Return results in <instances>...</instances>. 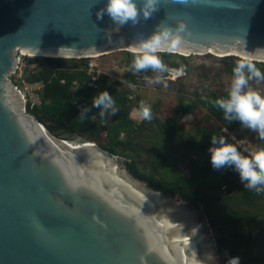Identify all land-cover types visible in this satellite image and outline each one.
<instances>
[{"label":"water","instance_id":"95a60500","mask_svg":"<svg viewBox=\"0 0 264 264\" xmlns=\"http://www.w3.org/2000/svg\"><path fill=\"white\" fill-rule=\"evenodd\" d=\"M106 2L0 0V264H200L207 253L219 264L201 208L138 178L96 141L50 132L10 76L19 52L91 58L132 49L157 26L175 35L178 21L186 28L174 53L264 63L254 53L264 49V0H161L150 19L119 30L106 13L97 18Z\"/></svg>","mask_w":264,"mask_h":264},{"label":"trees","instance_id":"16d2710c","mask_svg":"<svg viewBox=\"0 0 264 264\" xmlns=\"http://www.w3.org/2000/svg\"><path fill=\"white\" fill-rule=\"evenodd\" d=\"M157 54L165 65L168 64V67L171 65L181 68L183 64L188 65L185 57H182L181 61H176L171 59L173 55L169 52ZM37 59L31 58L30 62L34 63ZM227 59L229 64L226 71L233 74V67L241 58L227 56ZM132 60L133 58L129 59L128 66ZM47 62L49 66L31 70L26 77L30 83H43V87L39 90L40 103L28 100V112L34 114L50 132L57 136L66 132L79 133L99 142L112 153L128 155L129 160L126 164L138 178L148 181L157 189L189 200L199 208L204 207L203 214L208 218L214 231L219 233L216 240L220 252L226 251L232 257H239L240 264H263L262 258L257 256L255 250L264 248V230L253 229L251 225L253 220L256 221L255 216L258 214L264 216V205L260 208L261 204H255L256 210L250 213L246 209L234 210L223 202L228 200L231 203L240 198L251 205L254 201L264 202V194L258 195L254 190L237 188L236 182H241L239 174L231 167L216 170L210 161L209 147L212 135L224 136L228 142L234 143L231 138L232 133L240 139L250 134L252 138L255 137L256 149L264 147V141L258 139L255 132L251 134V130L244 128L238 121L229 123L224 119L222 110L213 106L212 101L226 97L228 91H213L204 96L198 95L196 103L181 97L174 115L166 121L159 118L157 106L147 104L151 106L153 117L150 121L143 120L137 125L131 117V111L134 107L139 109L140 102L132 100L131 90L126 88L123 81L135 84L138 74L128 70L121 78H113L104 73L95 79L93 74L89 73L88 62L75 70L65 69L58 58H47ZM257 67L264 72V64ZM141 73L149 77L154 74L151 70ZM105 90L112 95L119 111L115 114H106L102 121L99 116L100 110L93 107L92 98ZM199 105L207 110L202 117L196 114ZM83 107L91 109L85 120H81L79 116ZM189 113L199 116L198 122L195 123L194 134L186 131L182 121ZM210 121L214 123L207 124ZM154 124L158 126L156 132L158 144H162V140L166 139L170 143L176 141L179 148L178 154H174L162 145L164 152L157 155L155 160H150L151 169L147 172L140 165L147 163V160L144 162L136 158L142 155L141 148L133 140L122 135L150 129ZM131 153L135 158L130 156ZM188 159L193 169L189 176L181 174L177 169L179 161ZM162 168L164 174H160ZM210 185L219 189L224 187L227 190V197L221 199L223 202H218L217 198L208 192L207 188ZM229 189L230 193H228ZM234 193L236 195L233 196ZM260 224L264 227L263 221H260Z\"/></svg>","mask_w":264,"mask_h":264},{"label":"rangeland","instance_id":"374dc122","mask_svg":"<svg viewBox=\"0 0 264 264\" xmlns=\"http://www.w3.org/2000/svg\"><path fill=\"white\" fill-rule=\"evenodd\" d=\"M162 53V52H159ZM173 55L171 59L176 61H181L182 57L187 58L188 65L183 64L182 68L184 72L182 75L177 76L173 79V75L176 70L180 68L171 67L172 70L168 74L165 75V80L167 81V87L164 86L163 83H149L144 74L141 72L136 73L137 83L130 84L123 81L126 88L131 90V98L135 102L143 101L145 104L155 105L157 106V113L159 118L162 121H166L171 118L177 108L178 101L181 97H183L187 101L197 102L198 95L204 96L213 91H228L230 87L231 80L233 78V74L226 71V67L229 64L227 57L216 56L213 54H190V55H182L178 53H170ZM20 56V63L18 69L15 73L10 76V79L17 83L18 88L25 95L26 101L31 100L34 103H40L39 90L43 87V83H30L27 81L26 77L31 72V70H36V68H40L42 66H49L47 62V58L51 57H43V56H30L24 55L21 52L18 53ZM31 58H38L34 63L30 62ZM133 58V54L131 51L127 50H119L116 52L91 57V58H58L60 62H62L63 66L67 70H75L83 67L84 64L88 62L89 68L91 64L96 65L95 69L92 70V74L95 79L100 74H109L113 78H121L125 74L126 71L129 70L128 62L129 59ZM239 58V57H238ZM257 63V66L261 67L264 63L254 61ZM168 66V64H166ZM95 72V73H93ZM154 77V74L149 78ZM250 86L256 90H258L261 94H264V81H251ZM138 108L134 107L131 111V117L136 121L137 125L140 124L143 119L137 115ZM202 117L207 113L205 107L199 105L196 109V114ZM196 114H187L184 116L182 121L185 124V129L187 132L194 134L195 133V123L198 122L199 116ZM213 121L208 122L207 124H212ZM158 131V126L156 124L152 125L150 129L139 130L138 132H134L131 134H123L122 136L127 139H131L134 141L136 145H138L142 150V155L140 157H136L137 159L144 161L147 160V163H141V167L149 172L151 169L150 160H155L157 155L164 152L162 145L170 150L174 154H178L177 149L179 148V144L176 141H172L170 143L168 140H162V144H158L156 140V132ZM225 132H228L225 130ZM253 131H251V134ZM252 135H247L246 138L240 139L235 134H231V138L234 141V144L238 147L239 150H247L248 153L256 150L255 147V137H251ZM99 144V142H97ZM244 153V154H248ZM120 156V160L125 162L129 160V156L126 154L118 155ZM130 156H134V154H130ZM191 161L188 159L186 161H179L177 163L178 171L183 175H191L193 172ZM160 174H164V169H160ZM160 176V175H159ZM237 188H244V184L242 182H236ZM208 192L214 195L217 198L218 202L221 201L222 198H226L227 190L224 187L219 189L214 185H210L207 188ZM228 193L229 190H228ZM238 194V193H237ZM236 195L235 193L233 196ZM257 201V200H256ZM224 204H228L234 210L240 208L242 210H248L250 213H253L258 204L260 208L264 205V202L260 200L251 205L246 204L242 199L235 200L233 202H223ZM204 207H201V209ZM202 209V211H204ZM256 221L253 220L252 227L257 230H264V227L260 224V221L264 223V216L258 214L255 216ZM209 220H207V224ZM210 225V224H209ZM212 231L215 234V238L219 235L218 232H215L211 227ZM257 256L261 257L264 264V248L262 250H255ZM225 253L219 252V258L217 259L218 263H222V258ZM240 261V259H239ZM227 264V263H226Z\"/></svg>","mask_w":264,"mask_h":264},{"label":"clouds","instance_id":"9594fccd","mask_svg":"<svg viewBox=\"0 0 264 264\" xmlns=\"http://www.w3.org/2000/svg\"><path fill=\"white\" fill-rule=\"evenodd\" d=\"M175 2L187 3L188 0ZM160 4L161 0H107L105 6L97 11V18L103 19L106 13L119 30L129 23L135 26L142 20L147 21L159 10ZM185 28L186 24L178 21L175 35L173 29L166 25L157 26L156 30L146 37L142 33L138 34L140 39L131 49L133 60L129 65V71L139 73L151 70L154 77L145 79L149 83H163L167 87L165 75L172 70L163 63L157 53H170L180 48L183 41L179 33ZM254 53L264 54V49H257ZM232 71L233 78L227 96L213 100L212 104L222 110L226 121L229 123L238 121L244 128L255 132L258 139L264 141V94L250 86L251 81H264V72L247 55L237 61ZM183 72L184 69L181 67L175 71L172 78L175 79ZM92 103L93 107L100 110L99 116L102 121L106 114H115L119 111L112 95L106 90L96 94L92 98ZM90 111V108L83 107L79 115L81 120L87 119ZM137 115L143 120L150 121L153 117L151 106L141 101ZM209 152L214 169L231 167L239 174L245 189L254 190L258 195L264 194V147L244 154L224 136L212 135ZM224 253L231 257L227 264H240L239 257H232L226 251ZM214 261V255L207 253L205 260H200V264H214Z\"/></svg>","mask_w":264,"mask_h":264},{"label":"built area","instance_id":"2783aa9c","mask_svg":"<svg viewBox=\"0 0 264 264\" xmlns=\"http://www.w3.org/2000/svg\"><path fill=\"white\" fill-rule=\"evenodd\" d=\"M95 67H96V65H94V64H91V66H90V68H89V73H91L92 74V70H94L95 69ZM93 73H95V72H93ZM95 78V77H94ZM92 84H94V83H92ZM239 147V146H238ZM240 151H242L243 153H248L247 152V150H245V149H243V150H240Z\"/></svg>","mask_w":264,"mask_h":264},{"label":"bare ground","instance_id":"6f19581e","mask_svg":"<svg viewBox=\"0 0 264 264\" xmlns=\"http://www.w3.org/2000/svg\"><path fill=\"white\" fill-rule=\"evenodd\" d=\"M121 50L131 51V48H124V49H121ZM217 56H221V55H217ZM93 57H96V55H93Z\"/></svg>","mask_w":264,"mask_h":264}]
</instances>
